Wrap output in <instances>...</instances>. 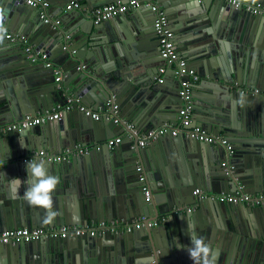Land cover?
Returning a JSON list of instances; mask_svg holds the SVG:
<instances>
[{"label":"water","instance_id":"water-1","mask_svg":"<svg viewBox=\"0 0 264 264\" xmlns=\"http://www.w3.org/2000/svg\"><path fill=\"white\" fill-rule=\"evenodd\" d=\"M47 1L56 10L57 25L44 22L37 6L23 0H0L7 32L25 34L51 62L45 66L30 61L22 45L4 36L0 42V125L18 121L27 113L51 110L69 95L94 111H103L105 103L113 101L117 106L111 116L119 122L105 115L93 119L74 105L59 120L0 133V231L87 225L90 220L115 218L131 221L166 216L167 222L161 229L0 242V264H193L187 247H179L191 245L188 221L195 225V234L210 244L214 264H264V231H260L264 207L241 204L240 208L210 197L232 192L238 184L246 192H264V16L224 0H152L164 10L175 48L187 66L196 69L197 89L207 96L203 115L192 124L227 137L233 147L229 162L234 171L227 174L222 145L168 134L140 146L138 134L122 122L144 131L166 123L176 125L182 105L179 81L173 66L165 64L160 55L154 15L145 0L132 14L98 23L89 16L94 7L127 0H77L82 2L79 9L61 13L70 0ZM163 65V77L173 79L177 90L164 78L154 81ZM56 69L60 83L55 82ZM241 94L243 104L238 103ZM115 136H121V142L109 147L107 140ZM77 144L88 148L87 153L70 155L61 162L44 161L50 174L60 179L53 194L57 215L47 219L42 208L23 199L27 185L12 182L27 180L28 161L23 165L19 160L29 150L59 154ZM171 162L175 171L186 173L184 165H189L188 177L173 180ZM140 173L150 191L148 199ZM196 187L207 195H192ZM192 206L198 207L187 209ZM201 209L208 214L196 222L194 217ZM241 215L247 218V231L240 228ZM214 219L219 222L216 244L209 238L215 232L209 227ZM223 226L226 230L222 231Z\"/></svg>","mask_w":264,"mask_h":264},{"label":"built area","instance_id":"built-area-1","mask_svg":"<svg viewBox=\"0 0 264 264\" xmlns=\"http://www.w3.org/2000/svg\"><path fill=\"white\" fill-rule=\"evenodd\" d=\"M141 0H127L126 2L116 1L105 5L94 7L89 16L95 23L103 20L114 18L118 15L126 13L127 10L138 6ZM229 5L234 7H242L252 14H262L264 16V3L260 0H248L243 2L242 0H224ZM24 3L30 6H37L40 11V17L44 22H52L59 24L60 21L56 17H52L49 12V2L47 0H23ZM145 5L151 9L154 15L153 28L158 37L159 52L164 59L165 64L173 66V75L179 81L178 94L182 99V105L178 111L179 123L176 125L172 123H166L159 127L148 129L136 133L132 123L122 120L125 127L130 129L134 134H138V145L146 146L150 144L156 138L162 135H183L188 138L209 143L222 145L225 148L226 160L222 163L226 167V173L232 174L234 171L233 165L229 162V157L233 154V147L228 138L223 135L213 134L204 130L198 124H192L193 122V101H192V88L194 83L199 80V75L193 69L187 66L186 59L179 54L176 50L173 41V32L169 26L167 16L159 3L152 0H145ZM81 3L76 0H70L65 4L63 10L79 9ZM5 37L14 44L22 45L24 51L27 53L28 58L32 62H43L45 66H50L51 62L48 60L47 53L35 47V45L29 43L28 38L23 33L6 32ZM68 37V36H67ZM159 77L158 81L163 80V75L166 72L165 65L158 68ZM59 71H56V74ZM56 82L61 80V75L55 77ZM241 92L251 91L257 93L258 89H240ZM74 105H77L78 109L85 115L90 116L93 119H98L100 116L105 115L111 117L114 122L118 123L117 117L113 118L111 113H116V106L113 101H107L105 103V109L103 111H94L90 108L79 103V99L72 95L66 96L64 103H57L51 110H47L44 113L37 114H25L20 120L11 122L8 124L0 125V133H3L10 129L28 127L32 125L42 124L46 121L59 120L65 111L71 109ZM121 136H115L107 140L109 147L118 145L121 142ZM88 148L77 145L74 149H65L62 153H51L44 149L33 150L27 157L23 158V161H30L35 159L37 161L43 160L46 162H61L70 155L87 153ZM138 172L142 171L141 166H137ZM139 180L143 185V193L148 199L150 194L149 188L145 185V175L140 173ZM198 197H205L207 194L201 189H195L193 191ZM210 197L217 202H225L234 205H248L250 207H264V192L263 193H250L246 192L241 184H238L237 188L232 192H221L210 194ZM188 210L191 207L187 208ZM164 219V220H163ZM166 220L165 216H161L157 219H146L143 217L133 219L131 221H124L122 219L107 220H91L87 225H56L49 227H17L10 230L0 231L1 243H19L26 241L38 240L41 238H66L68 236H79L83 234L96 236L103 233H126L132 230H138L142 227H155Z\"/></svg>","mask_w":264,"mask_h":264},{"label":"clouds","instance_id":"clouds-1","mask_svg":"<svg viewBox=\"0 0 264 264\" xmlns=\"http://www.w3.org/2000/svg\"><path fill=\"white\" fill-rule=\"evenodd\" d=\"M7 29L4 26V15L0 10V42H3ZM238 103H244V97ZM27 180L21 181L19 178L13 179L12 182L18 185H27L23 192V199L32 207L42 208L45 211L46 218L52 219L57 215L54 210V196L57 186L60 183L58 176L49 172L47 164L43 161L31 159L26 164ZM191 245L184 246L179 244L180 248L187 247V251L193 264H214L215 255L210 244L202 237L195 234V225L188 222L187 228Z\"/></svg>","mask_w":264,"mask_h":264},{"label":"crops","instance_id":"crops-1","mask_svg":"<svg viewBox=\"0 0 264 264\" xmlns=\"http://www.w3.org/2000/svg\"><path fill=\"white\" fill-rule=\"evenodd\" d=\"M77 1V0H76ZM80 3H82V2H80ZM134 10H135V8H131V9H129V10H127L126 11V13H124V14H129V13H133L134 12ZM63 11V7H62V9L60 10V12L59 13H61ZM56 12V10H55V8H53L52 6H50L49 7V14L51 15V16H53V15H55L54 16V18H56L57 16V14L55 13ZM124 14H122V15H120L121 17H124ZM124 20H126L125 18H123ZM125 22H127V21H125ZM16 33H20V32H16ZM22 33V32H21ZM187 47L189 48V47H191L189 44H187ZM110 60V59H109ZM108 60V61H109ZM112 60H114V59H112ZM111 61V60H110ZM112 62V65H113V62L114 61H111ZM257 63H259L260 64V62H258L257 61ZM259 66V65H258ZM258 66H256V68L258 67ZM190 68H193L195 71H196V69L193 67V66H190ZM56 71H58V69H56ZM240 72H242L241 71V69H240ZM244 72H245V70H244ZM167 74V73H166ZM168 74H169V71H168ZM58 75H61L60 73H57L56 75H55V77L56 76H58ZM157 79L158 78H155L154 79V81L156 82L157 81ZM169 81L170 82V86H172L174 89H176L177 90V87H176V84H175V82L173 81V79H171V78H165L164 77V81ZM199 80H200V77H199ZM199 80L197 81V82H195L194 83V86H193V88H192V91H193V93H192V95H194V97H192V101H193V121H194V123H195V119H197L196 117L197 116H201V115H203L202 113H201V111L203 112V111H205V109H206V105H207V103H206V98H207V96H206V93L204 92V91H202V90H199V89H197L199 86H200V84H198V82H199ZM55 82H56V80H55ZM57 83H60V81L59 82H57ZM196 96V97H195ZM208 97H210L209 95H208ZM56 105V104H55ZM197 111H199V112H197ZM179 119H178V123H179ZM134 127H135V125H134ZM139 127H141V126H137V129L136 130H138L136 133H138V134H140L141 132H143L144 130H142V129H140ZM136 128V127H135ZM139 128V129H138ZM126 135H129V134H127L126 133ZM188 138V137H187ZM133 144V143H132ZM151 144V143H150ZM77 145H80V144H77ZM149 145V144H148ZM81 146V145H80ZM264 148V147H263ZM66 149V148H65ZM33 150H29L28 152H27V154L25 155V156H23L22 158H20V160L19 161H21L22 163L21 164H23L24 165V163H23V158H25V157H27L31 152H32ZM47 151H49V152H53V151H51V150H47ZM182 165H184L183 163H182ZM189 165H184V167H185V169L184 170H186L187 171V173L186 172H184L183 170H177V171H175L174 170V168H173V164H172V162L170 163V168H171V175H172V177H173V180H179V179H181L183 176H185V177H188L187 175L189 174L188 172H189V167H188ZM192 166V165H191ZM174 170V171H173ZM196 189H199L200 190V188L199 187H196ZM222 192H224V191H222ZM221 193V192H220ZM213 194H215V193H213ZM192 195H195L196 197H197V195L196 194H192ZM240 208H242V205L240 204V205H238ZM246 206H248V205H246ZM197 207L198 206H192L191 207V211H195L196 209H197ZM255 208H257V207H255ZM202 211H200V213L199 214H197V216H195L194 217V219L196 220V222H198V218H200V219H203L205 216H207V214H208V212L206 211V210H203V209H201ZM209 216H210V214H209ZM208 216V217H209ZM242 217H240V221L242 222V225H241V227L240 228H244V230H246L247 231V229L249 228L248 226H247V221H246V219L247 218H245V217H243V215H241ZM161 217V216H160ZM159 217V218H160ZM166 217V216H165ZM215 218V217H214ZM136 219V218H135ZM148 219H153V218H148ZM164 220V219H163ZM264 220V219H263ZM91 221V220H90ZM89 221V222H90ZM223 221V220H222ZM88 222V223H89ZM167 222V217H166V220L164 221V222H162V223H160L159 225H157V226H155V228H157V229H161L162 227V225L164 224V223H166ZM189 222V221H188ZM187 222V223H188ZM213 222V221H212ZM241 222H240V224H241ZM217 223H219L218 221H217ZM217 223H216V219H214V223H212V224H210L209 225V227H210V230H215V232H214V235L213 234H211V232H210V234H209V238H212V239H214L215 240V242H214V244H216V240L218 241V239H219V237H218V234L216 233V231H218V229L219 228H216V225H217ZM223 225H224V223H223ZM27 227V226H26ZM217 229V230H216ZM146 230H148V228L146 227ZM221 230L223 231V230H226V227L225 226H223L222 228H221ZM253 231V230H252ZM260 231H264V227H262V229L260 230ZM206 232V231H205ZM204 232V233H205ZM258 234H261L260 232H258ZM262 255V254H261ZM182 256H184V255H182ZM188 256H189V253H188ZM190 257V256H189Z\"/></svg>","mask_w":264,"mask_h":264}]
</instances>
